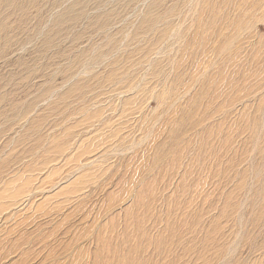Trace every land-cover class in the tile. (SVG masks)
<instances>
[{
  "label": "rangeland",
  "instance_id": "rangeland-1",
  "mask_svg": "<svg viewBox=\"0 0 264 264\" xmlns=\"http://www.w3.org/2000/svg\"><path fill=\"white\" fill-rule=\"evenodd\" d=\"M0 219V264L263 263L264 0H0Z\"/></svg>",
  "mask_w": 264,
  "mask_h": 264
},
{
  "label": "bare ground",
  "instance_id": "bare-ground-1",
  "mask_svg": "<svg viewBox=\"0 0 264 264\" xmlns=\"http://www.w3.org/2000/svg\"><path fill=\"white\" fill-rule=\"evenodd\" d=\"M229 5V4H227ZM212 15V13L210 14ZM247 15V14H244ZM243 15V16H244ZM234 18V17H233ZM234 20V19H233ZM207 21V20H206ZM217 21V20H216ZM233 23V21H232ZM240 23V22H239ZM233 25V24H232ZM239 25V24H238ZM255 28V27H254ZM240 29V28H239ZM241 31V30H239ZM238 31V32H239ZM204 33V32H203ZM202 33V34H203ZM235 39V38H234ZM237 40V39H236ZM216 41V40H215ZM215 44V43H214ZM194 45V44H193ZM227 47V46H226ZM249 47V45H248ZM251 47V46H250ZM249 47V48H250ZM215 48V47H214ZM225 48V45H224ZM228 49V48H227ZM221 50V49H219ZM226 51V50H225ZM224 51V52H225ZM221 52V51H220ZM223 52V53H224ZM256 61V60H255ZM261 62V61H260ZM259 65V64H258ZM262 66V65H261ZM258 69V68H257ZM260 70V69H259ZM261 72V71H260ZM259 123V122H258ZM206 126V125H205ZM259 126V124H258ZM213 131V130H212ZM202 141V140H201ZM203 142V141H202ZM243 209V208H242ZM262 210V209H261ZM238 214V213H237ZM236 214V216H238ZM235 217V216H234ZM241 219V218H239ZM1 220V219H0ZM139 219H136L138 222ZM237 222V221H236ZM260 223V222H259ZM254 225V224H253ZM258 225V224H257ZM256 226V225H255ZM210 229V228H209ZM214 229V228H213ZM140 230V229H139ZM141 231V230H140ZM141 235L134 234L132 237L123 236V240L130 244L128 247H122L119 243L115 244L112 240L113 238L109 237H99L95 241V246L98 245L96 252L92 253L94 260L92 264H164V254H171L169 248H164V236L160 231L158 232V237H150L144 235L140 232ZM224 236V235H223ZM172 239V238H171ZM203 239V237L201 238ZM208 239V238H207ZM176 241V240H175ZM174 241V242H175ZM208 241V240H207ZM172 242V241H171ZM177 242V241H176ZM209 242V241H208ZM226 242V241H225ZM146 243V245H144ZM179 243V242H178ZM223 243V242H222ZM235 243V241L233 242ZM205 247L207 243H204ZM214 244V243H213ZM181 245V244H180ZM208 245V244H207ZM225 245V244H223ZM228 245V244H227ZM234 245V244H233ZM177 246V245H176ZM194 246V245H193ZM181 246H179L180 248ZM200 247V246H199ZM224 247V246H223ZM227 247V246H226ZM149 248V249H148ZM191 248V247H190ZM212 248V247H211ZM204 249V248H203ZM213 249V248H212ZM216 249V248H214ZM228 249V248H227ZM127 250V251H126ZM174 250V249H173ZM176 250V249H175ZM197 250V248H196ZM205 251V250H204ZM216 251V250H214ZM226 251V250H225ZM264 251V250H263ZM212 252V251H211ZM217 252V251H216ZM206 253V252H204ZM224 253V252H223ZM226 253V252H225ZM202 254V253H201ZM200 253L194 254L195 261H199L200 264H228L227 258L222 257L220 252L216 254H205L201 255ZM198 255V256H197ZM216 255V256H215ZM226 255V254H225ZM232 256V255H231ZM264 256V254H263ZM92 257V258H93ZM178 258V257H177ZM230 258V257H229ZM90 259V258H89ZM231 259V258H230ZM263 259V258H262ZM189 260H186L183 264H193ZM232 262V261H231ZM166 264H179L176 261V256L172 253L169 263ZM181 264V263H180ZM264 264V261L263 263Z\"/></svg>",
  "mask_w": 264,
  "mask_h": 264
}]
</instances>
